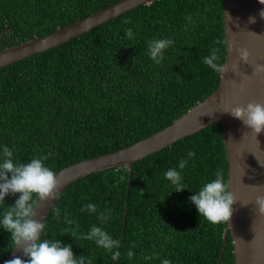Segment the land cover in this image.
Segmentation results:
<instances>
[{
  "label": "trees",
  "instance_id": "16d2710c",
  "mask_svg": "<svg viewBox=\"0 0 264 264\" xmlns=\"http://www.w3.org/2000/svg\"><path fill=\"white\" fill-rule=\"evenodd\" d=\"M116 1L0 0V50ZM223 6V0H155L58 47L1 67L0 152L10 148L15 163L47 156L45 166L57 173L170 125L219 87L222 72L204 64L203 58L217 48L215 63L225 62ZM128 28L131 39L125 34ZM157 39L174 41L159 64L148 54L149 43ZM221 132L215 123L135 162L131 180L126 166L77 180L52 208L60 209V216L50 212L42 239L71 245L86 264H161L164 259L171 264H218L227 224L207 221L189 197L214 180L217 169L223 170L227 184ZM190 150L196 153L191 159ZM181 160H188L184 169H179ZM171 168L181 172L187 186L182 191H175L165 178ZM19 195L9 194L0 202V218ZM88 203L97 205L96 213L81 211ZM101 212H109L110 218L101 222ZM65 213L72 224L65 221ZM93 225L120 242L113 249L121 254L118 260L81 238ZM14 245L11 233L0 227V264ZM234 259L229 233L220 264H235Z\"/></svg>",
  "mask_w": 264,
  "mask_h": 264
},
{
  "label": "water",
  "instance_id": "95a60500",
  "mask_svg": "<svg viewBox=\"0 0 264 264\" xmlns=\"http://www.w3.org/2000/svg\"><path fill=\"white\" fill-rule=\"evenodd\" d=\"M155 0H118L53 32L37 36L18 45L0 50V68L79 37L140 5ZM224 33L228 70L221 75L219 87L204 100L191 107L170 125L116 151L85 158L58 171L62 187L54 200L37 207V216L46 223L51 209L62 193L77 180L90 174L126 166L131 175L133 164L202 129L219 123L228 161L227 184L234 193L233 215L223 234V246L218 264L232 235L235 264H264V212L257 198H264V132L257 138L241 120L226 112L249 102L264 103V72L255 73L256 65L264 66V18L259 15L264 4L259 0H223ZM255 22H250V18ZM239 49L249 52L248 62L239 60ZM238 64L236 72L232 65ZM129 192V187H128ZM128 213V203L126 213ZM126 219L124 221L125 228ZM123 234V233H122ZM120 246V242H119ZM119 248V247H118ZM27 259L19 246L13 247L7 260Z\"/></svg>",
  "mask_w": 264,
  "mask_h": 264
},
{
  "label": "clouds",
  "instance_id": "9594fccd",
  "mask_svg": "<svg viewBox=\"0 0 264 264\" xmlns=\"http://www.w3.org/2000/svg\"><path fill=\"white\" fill-rule=\"evenodd\" d=\"M260 4H264V0H259ZM259 15L264 18V9H261ZM127 22V21H126ZM190 22V18H189ZM250 22L254 23L255 18H250ZM126 36L133 38L131 28L125 29ZM172 39L153 40L148 45V54L150 58L157 64L164 59V51L173 44ZM217 44L220 41H216ZM219 49L213 48L210 54L203 58V63L213 69L215 72L225 73L228 70L227 65L220 66L215 63L219 59ZM239 60L248 62L249 52L246 49H239ZM238 64L232 65V70L236 72ZM264 72V66L256 65L255 73ZM230 114L242 121L257 138L258 134L264 132V103L249 102L245 106H235L227 110ZM196 153L189 151L187 156L189 159L194 158ZM47 156L34 157L27 163H15L13 160V151L4 146L0 152V202L5 201V197L9 194L20 193L14 204L7 208L0 218V227L11 233V239L15 241V246H19L27 259L15 257L11 260H5L4 264H86L84 256H75L71 245L62 244L59 240H49L43 238L45 234L46 224L41 219H34L37 216V207H44L45 203L56 198L57 193L62 187L57 178V174L44 162ZM188 164V160L179 162V169H184ZM165 178L175 186V191H182L187 187L183 183L181 172L176 168L168 169L165 172ZM34 194L35 197L34 198ZM143 194V191H142ZM189 201L195 205L200 216L205 218L212 224L226 223L229 224L233 215V204L236 201L234 193L230 190L229 184L224 182V174L222 169H217L215 179L205 183L198 192L189 197ZM257 204L260 210L264 212V198H257ZM97 212V205L94 203L86 204L81 211ZM51 211L60 216V209L55 208ZM110 218L109 212L99 213L101 222ZM64 219L67 223L72 224L73 221L68 219L65 213ZM64 234H68L65 230ZM74 233L72 237H74ZM82 239L94 241L96 245L104 250L111 252V259L116 261L120 257V252L113 251L119 247V241L113 239L101 227L93 225L91 230L82 235ZM135 247V245H133ZM134 252L129 249L127 256L132 258ZM151 256H145L144 259H151ZM87 264H91L88 261ZM161 264H171L168 259L162 260Z\"/></svg>",
  "mask_w": 264,
  "mask_h": 264
}]
</instances>
